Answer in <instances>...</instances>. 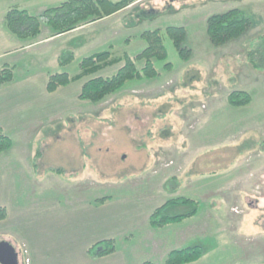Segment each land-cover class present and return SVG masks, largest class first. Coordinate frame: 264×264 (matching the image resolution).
Masks as SVG:
<instances>
[{
  "label": "rangeland",
  "instance_id": "374dc122",
  "mask_svg": "<svg viewBox=\"0 0 264 264\" xmlns=\"http://www.w3.org/2000/svg\"><path fill=\"white\" fill-rule=\"evenodd\" d=\"M62 1L0 0V48L11 50L4 59L14 69L15 82L0 97L1 129L12 141L0 153V208L5 212L0 241L13 246L18 264H85L84 245L106 235L114 238L118 254L88 264H141L144 256L163 264L164 258L154 257L159 253L155 242L163 243L162 252L201 246V257L185 264H264V181L249 194L253 200L246 201V194L239 201L226 200L224 192L211 193L225 187L221 169L213 171L197 159L161 187L157 168L173 162L156 165L160 148L172 142L187 146L183 132L191 131L193 144L228 145L218 162L230 173L236 164L246 166L252 150L264 148V71L254 70L257 76L249 80L241 76L244 66L253 69L245 49L252 35L264 32V0H134L128 11L76 35L17 47L3 24L6 11L36 14ZM234 8L249 16L251 29L239 40L213 45L207 17ZM167 26L185 28L192 53L188 61L180 59L164 34L167 58L154 61L159 72L154 78L129 80L99 102L78 99L82 80L51 93L33 82V93H24L30 76L38 81L43 70L77 74L81 58L107 49L114 56L134 55L145 46L138 37L143 30ZM57 54L62 60L72 54L73 60L61 66ZM119 67L97 75L110 76ZM231 90L249 92L251 102L229 105ZM199 116L202 120L190 129ZM242 130L238 140L221 133ZM260 176L264 180V173ZM173 189L196 200L197 213L152 228L149 210ZM102 197L108 198L96 200Z\"/></svg>",
  "mask_w": 264,
  "mask_h": 264
},
{
  "label": "trees",
  "instance_id": "16d2710c",
  "mask_svg": "<svg viewBox=\"0 0 264 264\" xmlns=\"http://www.w3.org/2000/svg\"><path fill=\"white\" fill-rule=\"evenodd\" d=\"M134 0H64L57 5L47 7L41 12L33 14L25 9L9 8L4 17L3 24L9 35L23 44H32L37 41L44 28L49 29V37L70 32L80 26L99 21L105 17L126 8ZM252 22L249 16L240 9H229L222 13L211 14L206 19V31L210 42L215 45H226L247 35ZM164 34L168 35L175 47L178 56L183 61L190 59L192 50L186 41V30L182 26H167L165 29H145L138 37L145 42L142 50L134 55L124 52L122 56H114L110 49L95 52L85 56L78 62L79 72L70 75L67 72H51L47 74L46 91L51 93L61 86L82 80L78 99L82 101L99 102L108 95L113 94L129 80L151 79L159 72L155 67V60L164 61L167 50L164 44ZM245 57L253 70L264 71V32L252 35ZM73 60L58 58L61 66H66ZM120 67L110 76L97 75L107 67L119 64ZM166 68L171 63L164 64ZM97 75V76H96ZM14 82V69L8 63L0 65V86ZM252 100L249 92L244 90H231L227 94V102L234 107L248 105ZM12 141L0 128V153L8 150ZM108 197L96 199L103 202ZM198 211V202L194 199L177 196L164 201L155 207L149 217L148 223L152 228H161L170 223L182 221L194 216ZM5 215L0 208V219ZM116 250L114 238L100 239L86 249L90 257H101ZM202 254L201 246L193 245L169 251L163 264H185L197 261ZM141 264H155L145 260Z\"/></svg>",
  "mask_w": 264,
  "mask_h": 264
},
{
  "label": "crops",
  "instance_id": "0c3cea01",
  "mask_svg": "<svg viewBox=\"0 0 264 264\" xmlns=\"http://www.w3.org/2000/svg\"><path fill=\"white\" fill-rule=\"evenodd\" d=\"M128 7H127L128 9L125 8L119 12L112 14L109 17H105L104 19H101L99 21L80 26V27H78V28H76L70 32L64 33L62 35L49 37V32L46 33V31H45L46 28H45V29H43V32H42L41 36L38 38V40L33 42L32 44L37 43V42H41V41H46V40H56L57 38H60L64 35H66V36L67 35H76L78 32H80V30H82L84 28L87 29V28H90L94 25H98L99 23L102 24L103 22H107L108 20H112V18L119 16L120 13H124L131 8L130 5ZM94 39H95V41L97 40V38H94ZM8 40H13V39L10 38ZM10 42H12V41H10ZM29 45H31V44L25 45V44L18 41L17 47L23 48V47H26ZM10 51L11 50H9L8 47L7 48L6 47L0 48V65L3 63H8L7 61H5L4 58L9 56ZM59 56H60V54L56 55L57 62H58ZM198 66H201V65H198ZM45 71H47V70H43V72L40 74L41 79H39L38 81H37V78L35 76H30L26 79L27 82L25 84V90H24L25 94L33 93L30 90V88L33 86V82L38 86H40L39 84H41L42 89H43V87H45V90H46L47 72H45ZM253 71H254L253 69H250L249 67L244 66L243 67V73L241 74V76L245 80L246 79L249 80L250 78H252V75L254 77L257 76ZM258 76L261 77L260 74ZM260 77H258V78H260ZM82 83H81V85H82ZM14 84H15V82H12V83L7 84L5 86H0V97L3 93H5L8 90H10L11 88H13ZM81 85H80V88H81ZM11 94L13 96H15L16 98H18V97L23 98L24 97V95L20 96V93H18V92H12ZM197 105L198 104H194L195 107ZM192 108H193V110L197 109L194 107H192ZM193 110L190 109V115L189 116H192L195 114L194 113L195 111H193ZM201 120H202V118L200 116H199V118H194L193 121L191 122L192 125L191 124L189 125L190 129L193 130V128H195L196 125ZM1 127H2V125L0 124V128ZM144 127H145L146 134L149 135L150 131H149V128H147L146 123L144 124ZM172 127L177 128L178 125L172 126ZM249 127H251V126H249ZM244 132H245V130H242L240 133L239 132H237V133L232 132L230 134V136L228 133H226V131L221 132V133H223L225 135L224 137L227 139L230 137L231 139L238 140V137L241 134H243ZM183 133H184V135H187V137H186L187 141L185 140V142L187 143V146L184 145L181 148H179L176 146L178 144L172 142V143L168 144L167 146L160 148L158 153H157L156 165H158V166L162 165L163 166V165L169 163V161L173 162V164H170L172 166H167V167L163 166L164 170H159V168H157L158 169L157 172L159 173V171H160L162 173V178H161L160 183H159V185L161 187H163L166 184V182L169 181L171 178L176 179L179 171L186 169L195 160L201 159L205 163L210 164L211 169H213V171L215 169H221V171H222V175H221L222 180L221 181L223 182L222 186L225 185V187H221V189H217V191H212L211 193L214 194V193L224 192V194H227V195H225V197L223 199H226V200L233 199V200H237V201H239L243 198V194H246V195H248L245 198L246 201L253 200L249 194H255L256 188L258 186L262 185L261 181H264L263 179H261V176H260L262 173H264V148L261 149L260 151L252 150V154L249 156L248 160L246 161V166L240 167V166H237V164H236L234 166V171L232 173H230V172H226L227 169L223 168V166L225 164L218 162L219 160H221L223 158V156H225V155L221 154V152L227 150L228 145H224V144H206L205 145V144H199V143L193 144L192 143L193 139L191 137V135H192L191 131L190 132H183ZM211 153H214V154H211ZM252 160H254V161L252 162ZM174 164L176 167L175 166L173 167ZM205 166H207V165H205ZM181 195L182 194L180 191H176L175 189H173L172 191H170L167 194L166 197L164 196L162 198V200L164 199V201H166L169 198L177 197V196H181ZM202 197L206 198L207 193L205 195H202ZM162 203L159 204V202H156L152 206V208L149 210L148 215H150L151 211L155 207L161 205ZM190 218H192V217H190ZM186 219H189V218H186ZM175 223H178V222H175ZM175 223H170V224H168V226L175 224ZM104 238H110V237H108V235H106L105 237H103L101 239H104ZM92 243H94V242H89L88 244L86 243L83 247L82 254H83V262H85V264L94 263L95 261H98V260L100 261L104 258H108V259L114 258L118 254V251L116 249L114 252H112L108 255L92 258V257L88 256L86 253V249H87L88 245H91ZM155 243L157 244V248H159V253H160L159 254L157 252L154 254V257H156L157 259H160L161 257L163 259L164 256L169 251H171L172 249L175 248V247H172V248L167 249L166 252H162L163 251L162 249L164 248L163 243H160V242H155ZM177 247H179V246H177ZM28 251H29V255H30V249ZM28 251H27V253H28ZM161 253H163V254L161 255ZM144 257L141 260L142 262L145 261L144 259H150V261H152L151 259H153V258L146 257V256H144ZM153 260H155V259H153Z\"/></svg>",
  "mask_w": 264,
  "mask_h": 264
},
{
  "label": "water",
  "instance_id": "95a60500",
  "mask_svg": "<svg viewBox=\"0 0 264 264\" xmlns=\"http://www.w3.org/2000/svg\"><path fill=\"white\" fill-rule=\"evenodd\" d=\"M0 264H18L15 249L6 241H0Z\"/></svg>",
  "mask_w": 264,
  "mask_h": 264
}]
</instances>
